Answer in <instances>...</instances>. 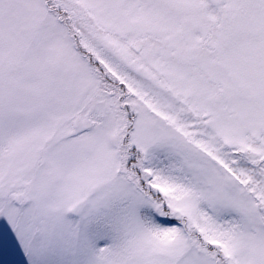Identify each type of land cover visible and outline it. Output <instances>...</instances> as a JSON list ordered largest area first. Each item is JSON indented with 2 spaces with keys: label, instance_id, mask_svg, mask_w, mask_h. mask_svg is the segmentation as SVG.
<instances>
[{
  "label": "snow or ice",
  "instance_id": "1",
  "mask_svg": "<svg viewBox=\"0 0 264 264\" xmlns=\"http://www.w3.org/2000/svg\"><path fill=\"white\" fill-rule=\"evenodd\" d=\"M0 264H264V0H0Z\"/></svg>",
  "mask_w": 264,
  "mask_h": 264
}]
</instances>
